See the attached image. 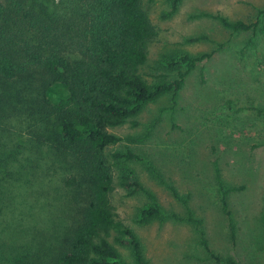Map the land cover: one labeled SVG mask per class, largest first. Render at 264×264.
<instances>
[{
  "label": "trees",
  "instance_id": "16d2710c",
  "mask_svg": "<svg viewBox=\"0 0 264 264\" xmlns=\"http://www.w3.org/2000/svg\"><path fill=\"white\" fill-rule=\"evenodd\" d=\"M182 1L166 0L164 17L175 14ZM196 17L216 20L232 34L251 32L264 38V10L251 23L210 13ZM156 34L141 0H0V180L12 175L13 164L29 184L42 166L47 174L53 167L66 195L60 223L53 225L46 245L40 241L30 264H149L138 236L115 218L111 195L116 186L148 200L137 212V224L168 219L188 224L212 264H242L210 248L190 194L180 193L146 162L149 176L181 206L182 214L166 213L128 165L143 162L142 157L128 147L114 150L147 136L122 138L111 130L127 122L136 126L143 108L164 95L174 99L186 76L210 57L181 53L167 62L168 69L177 71L176 79L149 83L141 70ZM54 84L67 90V97L56 104L47 98ZM253 111L264 128V108ZM214 181L234 241L227 197L243 187H226L216 162ZM117 246L129 250L130 262Z\"/></svg>",
  "mask_w": 264,
  "mask_h": 264
},
{
  "label": "rangeland",
  "instance_id": "374dc122",
  "mask_svg": "<svg viewBox=\"0 0 264 264\" xmlns=\"http://www.w3.org/2000/svg\"><path fill=\"white\" fill-rule=\"evenodd\" d=\"M141 1L157 32L141 70L145 80L176 79L177 71L168 69L167 62L181 53L210 57L186 76L174 99L164 95L143 108L136 126L127 122L111 130L122 138L147 136L114 150L128 147L142 157L143 162L128 165L166 213L182 214L181 206L149 176L146 162L180 193L190 194V206L203 220L215 253L242 264H264V128L253 111L264 108V38L251 32L232 34L216 20L196 17L210 13L251 23L264 10V0H183L171 17H164L169 11L166 0ZM196 36L206 39L185 42ZM66 97L61 84L47 91L52 104ZM214 162L226 187H243L227 197L234 241L216 192ZM15 166L12 175L0 180V264H30L38 244H47L45 238L65 209L66 195L53 167L47 174L42 166L29 184ZM147 203L144 195L121 186L111 195L115 218L138 236L149 264H212L192 226L169 219L137 224V212ZM117 249L131 261L127 248Z\"/></svg>",
  "mask_w": 264,
  "mask_h": 264
}]
</instances>
